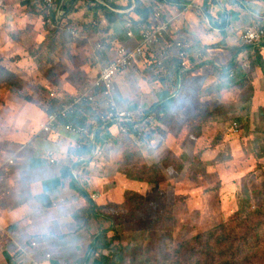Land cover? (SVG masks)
Instances as JSON below:
<instances>
[{"label":"rangeland","instance_id":"1","mask_svg":"<svg viewBox=\"0 0 264 264\" xmlns=\"http://www.w3.org/2000/svg\"><path fill=\"white\" fill-rule=\"evenodd\" d=\"M18 1L27 5L0 30V129L15 116L7 109L24 101L54 105L52 89L61 98L83 93L95 65L92 50L81 51L86 40L56 25L40 0ZM7 36L14 46H4ZM177 42L169 43L174 55ZM197 52L200 60L179 81L173 75L160 81L149 69L140 78L148 92L141 101L160 91L172 99L163 112L137 107L159 116V124L150 122L157 132L137 142L116 129L97 143L79 174L102 215L101 227L91 226L79 264H92L86 243L103 232L112 242L103 254L115 260L121 253V264H264V69L253 67L256 57L243 52L225 74L219 58L203 61L205 49Z\"/></svg>","mask_w":264,"mask_h":264},{"label":"crops","instance_id":"2","mask_svg":"<svg viewBox=\"0 0 264 264\" xmlns=\"http://www.w3.org/2000/svg\"><path fill=\"white\" fill-rule=\"evenodd\" d=\"M71 1L70 5L69 0L67 4L62 0L61 5L56 4V9L50 12L54 13V22L59 9L68 14L65 19H71L81 31V40H86L81 51L89 55L92 50L93 63L95 43L107 40L115 45L135 47L141 39L140 28L154 23L152 13L155 9L161 10L164 17L173 20L165 44L178 40L190 49L196 47L190 53L185 71L181 70L175 51L168 50L169 77L175 76L176 81L200 60L197 51L202 48L206 55L203 61L207 57H217L222 65L227 66L235 49L240 48L235 46L234 39L241 40L245 28L253 23L264 25V0H134L133 9H130L129 0ZM25 5V1L5 0L0 6V30L11 23L15 11ZM147 8L153 12L144 20L138 9ZM127 21L131 22L132 38L126 36L129 30L125 27ZM10 45L14 46V43L11 44L7 36L4 46ZM112 47L107 45V54H111ZM248 52L255 55V50ZM150 62L149 53L146 57H138L136 69L116 79V91L131 108H142L143 104L148 108L170 98L160 91L152 101L140 100L148 93H143L145 87L140 78L146 70H151ZM97 69L95 64L89 77H94ZM57 98L54 105L60 99H69ZM7 110H14L15 116L9 128L0 129V264H79L82 255L78 257V254L83 250L89 232L93 234L91 226L101 227L102 223L98 211L100 204L92 200L94 204L91 206L83 197L80 191L88 194V190L83 188L78 177L89 165L93 143L64 128L56 133L40 130L45 119L42 104L39 106L27 100L16 109ZM110 130L109 134H114L116 127ZM99 138L104 142L106 136ZM48 152L55 155L57 163L48 162ZM69 156L73 157L71 161ZM8 159L13 163H6Z\"/></svg>","mask_w":264,"mask_h":264},{"label":"built area","instance_id":"3","mask_svg":"<svg viewBox=\"0 0 264 264\" xmlns=\"http://www.w3.org/2000/svg\"><path fill=\"white\" fill-rule=\"evenodd\" d=\"M48 11L56 9L55 0H40ZM130 1V9H133L134 0ZM102 4V2H100ZM104 5V4H103ZM115 11V10H113ZM65 11L59 9L57 11L56 25H65L66 31L78 38L81 36V31L74 24H68L66 21ZM155 20L150 26L140 28L141 39L133 48H128L125 45L113 42L99 41L95 43V53L93 55L94 64H97L98 71L91 82L85 87L83 93L72 95L69 99H60L54 106L42 103L45 111V119L40 124V130L44 132L56 133L60 128L78 136L85 137L92 141L93 151L91 155L97 153V143L95 134L99 131V136H106L111 133V127L122 132L134 135L137 137V142L142 138L140 135L147 136L148 132H157V127L150 125L159 124L157 116L150 110L146 112L141 109L131 108L128 104L121 102L116 95V79L128 71L136 69V61L138 57H146L149 53L151 58L150 66L157 79L160 81L167 80L169 71L167 68V57L170 45L165 44L163 35L173 26V20L169 17H164L161 10L155 9L153 13ZM129 30L126 33L127 38H132L134 33L131 31V22L125 24ZM244 45H253L260 48L264 57V27L251 26L246 29L242 35ZM107 45H112L111 54H107ZM178 49L177 59L180 62L182 71L189 66L190 53L187 51L188 46L181 42L175 43ZM95 56V57H94ZM105 58L104 63L101 61ZM50 98H57L56 91H49ZM81 103H86L91 107L93 116H87L82 123H74L72 121H64V117L73 114ZM103 105V107H101ZM101 107V108H100ZM81 111V110H79ZM154 118L157 120L154 121ZM150 125V126H149ZM153 134V133H152ZM68 158L70 161L72 156ZM46 158L50 164L57 163L55 155L51 152L46 154ZM6 163L12 164V159L6 160ZM91 199V198H90ZM34 246V243H32Z\"/></svg>","mask_w":264,"mask_h":264},{"label":"trees","instance_id":"4","mask_svg":"<svg viewBox=\"0 0 264 264\" xmlns=\"http://www.w3.org/2000/svg\"><path fill=\"white\" fill-rule=\"evenodd\" d=\"M160 1H164V2H168L166 0H160ZM97 7H100V5H98ZM103 8V7H101ZM64 9V8H63ZM138 12L140 13V15L142 16V18L144 20H146V18L148 17V15L150 13L153 12V9H143V11H141L140 9H138ZM154 13V12H153ZM152 13V14H153ZM255 50V55H250L251 57H256V60H254V62H252V66H260L262 71L264 69V59L263 57L260 55V48L253 46V45H245L241 48L235 49L234 55L232 57L231 62H229V64L225 67H221V69L223 70V72L225 74H229V71L233 70V68L236 66V59L238 57H240L242 55L243 52L245 51H254ZM249 53V52H248ZM250 54V53H249ZM172 102L171 98H168L166 100H164L163 102H160L158 104L154 105V109L163 112L164 110H166L168 108V106L170 105V103ZM77 110L71 114L68 115L66 117H64V121H72L74 123H82L86 120L87 116L83 115V113H92V109L89 105H87L86 103H81L79 106H77ZM81 110V111H79ZM95 138L96 140H99L100 142H102V140H100L99 138V131L96 132L95 134ZM80 193L83 195V197H85V199L88 201V203L93 206V201L90 199V197L88 196V194L84 191H80ZM106 232H103L102 234L99 233L97 236H95L94 238H92V242L89 245V247H87L88 252H86L87 255V259L86 261H92V264H121L125 261V258L123 257V255L120 253L118 254V257L113 260V258L109 255H104L103 251L108 250L111 252L112 249V242L109 240H106L105 237ZM208 239L206 240V246L205 248L210 249V239H211V235L212 233H208L206 235H204V238L206 236H208ZM204 254H206L208 257H210V259H212L211 255L209 253L204 252ZM97 256V257H96ZM199 264H202V261L199 260Z\"/></svg>","mask_w":264,"mask_h":264}]
</instances>
